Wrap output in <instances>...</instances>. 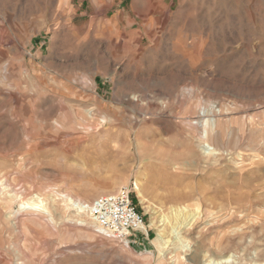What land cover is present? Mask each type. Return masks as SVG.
I'll return each mask as SVG.
<instances>
[{"label":"rangeland","instance_id":"rangeland-1","mask_svg":"<svg viewBox=\"0 0 264 264\" xmlns=\"http://www.w3.org/2000/svg\"><path fill=\"white\" fill-rule=\"evenodd\" d=\"M0 264H264V0H0Z\"/></svg>","mask_w":264,"mask_h":264},{"label":"built area","instance_id":"built-area-1","mask_svg":"<svg viewBox=\"0 0 264 264\" xmlns=\"http://www.w3.org/2000/svg\"><path fill=\"white\" fill-rule=\"evenodd\" d=\"M132 187L123 186L116 192L103 194L91 202L80 203L97 232L127 245L131 235L146 231L145 216L133 201Z\"/></svg>","mask_w":264,"mask_h":264},{"label":"bare ground","instance_id":"bare-ground-1","mask_svg":"<svg viewBox=\"0 0 264 264\" xmlns=\"http://www.w3.org/2000/svg\"><path fill=\"white\" fill-rule=\"evenodd\" d=\"M101 122H105V118L101 120ZM206 135L205 137H208L209 136V128H210V125H209V120L207 119V124H206ZM206 152L209 153H216L217 152V149H215V147L211 146L210 144H207L206 145ZM116 151V150H115ZM133 186H134V189L137 191L138 193V196L140 197V201L141 203H146V199L143 195V174H140V175H137L136 176V180L133 182ZM81 206V205H80ZM184 206V205H183ZM146 207V206H145ZM83 207L81 206V209ZM147 208H148V205H147ZM186 209H188L187 207H174L173 208V215L175 217V224L174 225H178L179 223H181V221L183 220H186L188 217H189V214L187 213L188 211H185ZM166 216L163 217V220H165ZM153 223H155V219H152ZM191 222V221H190ZM182 235V234H181ZM165 239V232H164V228L163 229H159L158 233H157V237H156V241H159L160 243L162 241H164ZM164 243V242H163ZM230 258V256L228 258H226V260H228Z\"/></svg>","mask_w":264,"mask_h":264}]
</instances>
